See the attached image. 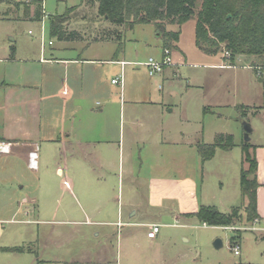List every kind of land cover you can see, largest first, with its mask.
<instances>
[{"label": "rangeland", "instance_id": "rangeland-1", "mask_svg": "<svg viewBox=\"0 0 264 264\" xmlns=\"http://www.w3.org/2000/svg\"><path fill=\"white\" fill-rule=\"evenodd\" d=\"M80 3L81 0H43L44 16L41 20L27 18L33 12L29 0L0 3V46L11 44L17 55L27 57H37L39 49L45 50L47 55L50 48H64L66 55L81 52L84 57L95 54L104 57L116 46V42L96 43L94 39L107 30L118 29L122 34V51L126 52L127 59L137 62L149 57L158 59L160 47L154 44L161 39L156 36L158 32L153 24L116 26L97 12L96 3L85 2L82 6ZM71 7L74 9L69 14L66 27L69 31L79 32L82 38L62 40L50 35L49 16L63 14ZM192 22L194 19L185 22L188 28ZM167 28L175 30L178 27L169 25ZM189 36V29H186L183 41L189 42ZM198 52L205 54L199 49ZM205 56L212 59L189 53L186 61L170 64L164 72L152 76L143 65L127 66L124 86L128 95L124 118L133 113V116L146 122L150 115H156L158 121L161 118L166 120L165 132H183L205 143H211L217 133L232 134L235 146L230 150L217 148L213 156L204 161L198 159L197 151H188L184 161L186 167H182L180 160L167 158H163L161 167L162 171L166 167L171 172L182 168L196 180L199 205H212L221 212H229L243 202L240 171L246 164L242 160L241 144L264 142V69L248 66L252 64L250 57L245 55L236 56L232 62L222 60L218 54ZM220 62L225 65H208ZM110 77L102 74L96 100L102 101L103 95L117 92L118 87L111 84ZM132 97L135 100L151 99L157 104L131 103L129 99ZM241 108L246 110L252 128L248 140H245L244 120L240 119ZM10 159L9 154L0 153V162L8 163ZM141 159L139 155L134 160L137 166H141L142 175V186L136 199L140 216L147 221L157 220L160 225L156 241L150 244L139 235L140 229L147 231V227L106 224L110 217L97 213L98 207H94L90 200L80 199L76 190H73V196L69 189L63 187L62 179L53 176L54 168L49 166L48 184L55 195L51 208L41 209L38 215L39 227L43 230L41 237L44 245L40 240L38 246L45 261L42 264L72 261L96 264H264V235L248 229L251 222L246 221L245 214L241 215L239 222L232 224L233 229H229L208 224L196 216L176 218L162 208H150L146 201L145 178L149 176L151 160L149 158L141 164ZM31 170V174L25 175L28 182L36 186L37 169ZM123 178L122 190L108 184L106 201L115 206V198L123 205L125 216L129 180L126 176ZM173 202L164 201L163 207L175 209ZM216 239L221 242L218 247L214 245ZM231 243L232 246L239 245V254L234 253Z\"/></svg>", "mask_w": 264, "mask_h": 264}, {"label": "crops", "instance_id": "crops-1", "mask_svg": "<svg viewBox=\"0 0 264 264\" xmlns=\"http://www.w3.org/2000/svg\"><path fill=\"white\" fill-rule=\"evenodd\" d=\"M187 23L181 25L179 39L170 49L172 64L186 61L189 53L212 59L198 52L194 42L195 23L192 22L191 28ZM186 29L190 32L187 43L183 41ZM156 36L160 38L159 33ZM103 42L107 41L96 43ZM154 45L160 47L157 57L160 58L161 42ZM63 50L50 48L45 55V50L39 49L37 57H27L17 55L11 44L0 46V142L9 143V150L0 153L12 157L8 163L0 162V264L45 262L38 251L43 233L38 215L41 209L51 208L55 195L48 184L49 166H53V176L61 178L63 187L73 196V190H76L80 199L90 200L98 207L97 213L110 217L106 224L119 226L120 222V225L147 227V230L149 224H158L157 220L143 219L138 209L136 198L142 186V175L141 166L134 160L139 155L141 164L151 160L149 176L145 178L146 201L150 208H162L177 218L191 216L190 213L199 206L194 176L183 172L182 168L175 172L166 167L161 170L163 158L180 160L182 167H186L187 152L197 151L199 139L183 132H165L166 120L158 121L156 115H150L146 122L133 113L124 118L128 95L124 86L127 66H145L146 60L127 59L125 51L116 53V46L104 57L96 54L84 57L81 52L66 55ZM218 56L225 60L222 53ZM245 56L250 57L251 64H259L256 56ZM102 74L111 76V84L117 85L118 89L103 95L99 101L95 94L100 91ZM117 77L122 78V84L112 82ZM129 100L131 103L157 104L151 99L135 100L132 97ZM31 151H36V168L29 166ZM249 151L257 161V224L264 227V142L251 144ZM198 157L202 161L200 155ZM31 169H37L38 183L36 186L32 183L33 190L25 175L31 174ZM123 176L129 180L125 216L123 205L115 198V206L106 201L108 184L122 190ZM169 200L174 201L175 209L163 207V202ZM146 232V229H140L139 235L152 244L160 229L154 239L147 238ZM256 232L264 235V231Z\"/></svg>", "mask_w": 264, "mask_h": 264}, {"label": "trees", "instance_id": "trees-1", "mask_svg": "<svg viewBox=\"0 0 264 264\" xmlns=\"http://www.w3.org/2000/svg\"><path fill=\"white\" fill-rule=\"evenodd\" d=\"M7 0H0V3ZM32 3L31 19L41 20L43 0H29ZM96 3L97 12L106 16L116 26H132L135 23H151L159 33L163 48H173L179 39L180 27L189 19H194V42L196 47L208 55L228 51L223 58L232 62L236 55H253L259 58L264 68V0H81ZM74 7L65 13L49 16V32L62 40L81 39L75 30H68L66 23ZM176 25L175 30L167 28ZM95 41H115L116 53L123 50L121 31L107 30ZM240 119L246 120V110L240 109ZM235 146L229 133H217L211 143L197 141L196 148L201 160L211 158L217 148L230 150ZM251 144H241L242 160L245 163L240 171V192L243 198L241 206L233 207L229 212H221L216 206L199 205L190 213L199 220L211 225L230 226L241 220V210L246 221L252 224L257 219L256 189L258 186L257 161L250 153ZM232 247V243L230 244ZM20 249V248H17ZM64 264H96L95 262H65Z\"/></svg>", "mask_w": 264, "mask_h": 264}, {"label": "built area", "instance_id": "built-area-1", "mask_svg": "<svg viewBox=\"0 0 264 264\" xmlns=\"http://www.w3.org/2000/svg\"><path fill=\"white\" fill-rule=\"evenodd\" d=\"M223 55L228 56L229 52L224 51ZM143 64L146 66L148 74L150 76L161 72L165 66L172 64L170 50L168 48H163L162 55L160 58L156 59L153 57H149L145 62H143ZM250 67H253L257 70L264 69L261 66H250ZM112 82L117 83V84H122V78L121 77L114 78ZM8 150H9V143L0 142V152H7ZM36 156H37L36 151H31L29 153V166L31 168H36ZM257 223H258V219H254L252 224L248 227V229L253 230V231H264V227L258 226ZM118 225H120V222H118ZM225 227L229 229L234 228L233 225L225 226ZM159 229H160L159 224H156V223L149 224L148 230L146 232L147 238L154 239L157 236ZM232 247H233L234 253L239 254V245L235 244Z\"/></svg>", "mask_w": 264, "mask_h": 264}, {"label": "water", "instance_id": "water-1", "mask_svg": "<svg viewBox=\"0 0 264 264\" xmlns=\"http://www.w3.org/2000/svg\"><path fill=\"white\" fill-rule=\"evenodd\" d=\"M105 18L107 19L106 16H105ZM243 127H244V133H245V134H244V135H245V140H248V139H249L248 134L251 132L252 128H251V125H250V123L248 122L247 119L244 120V122H243ZM214 245H215L216 247L220 246V245H221L220 240H219V239H216V240L214 241Z\"/></svg>", "mask_w": 264, "mask_h": 264}]
</instances>
